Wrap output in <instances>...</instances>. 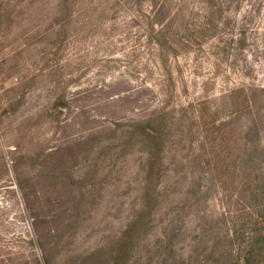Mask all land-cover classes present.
<instances>
[{"label":"rangeland","instance_id":"374dc122","mask_svg":"<svg viewBox=\"0 0 264 264\" xmlns=\"http://www.w3.org/2000/svg\"><path fill=\"white\" fill-rule=\"evenodd\" d=\"M0 264H264V0H0Z\"/></svg>","mask_w":264,"mask_h":264},{"label":"trees","instance_id":"16d2710c","mask_svg":"<svg viewBox=\"0 0 264 264\" xmlns=\"http://www.w3.org/2000/svg\"><path fill=\"white\" fill-rule=\"evenodd\" d=\"M157 1H155L153 4H156ZM147 123V124H152V127L153 129H155V131L160 134L162 132V129H158V128H162V123H163V120L158 118V117H154V116H149L146 120L144 119V121H141L139 123H137L138 126L142 127L143 128V131L144 132H148L147 129H146V126H143L142 123ZM153 123H157V126L158 127H155L153 125ZM150 128V127H149ZM157 128V130H156ZM156 134V133H148V135H150V139H151V144H153V148H157L155 150H160V146H159V141H160V136ZM152 136V137H151ZM161 151V150H160Z\"/></svg>","mask_w":264,"mask_h":264}]
</instances>
